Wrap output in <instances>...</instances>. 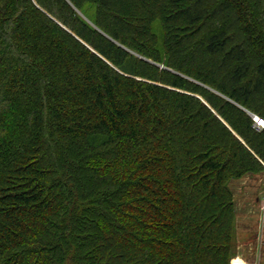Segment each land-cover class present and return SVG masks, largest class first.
Here are the masks:
<instances>
[{
	"label": "trees",
	"instance_id": "obj_1",
	"mask_svg": "<svg viewBox=\"0 0 264 264\" xmlns=\"http://www.w3.org/2000/svg\"><path fill=\"white\" fill-rule=\"evenodd\" d=\"M254 117L264 0H0V264H231Z\"/></svg>",
	"mask_w": 264,
	"mask_h": 264
},
{
	"label": "rangeland",
	"instance_id": "obj_2",
	"mask_svg": "<svg viewBox=\"0 0 264 264\" xmlns=\"http://www.w3.org/2000/svg\"><path fill=\"white\" fill-rule=\"evenodd\" d=\"M235 201L236 257L231 264H264V173L230 181Z\"/></svg>",
	"mask_w": 264,
	"mask_h": 264
},
{
	"label": "built area",
	"instance_id": "obj_3",
	"mask_svg": "<svg viewBox=\"0 0 264 264\" xmlns=\"http://www.w3.org/2000/svg\"><path fill=\"white\" fill-rule=\"evenodd\" d=\"M255 126L258 129H264V120L259 117H254Z\"/></svg>",
	"mask_w": 264,
	"mask_h": 264
}]
</instances>
